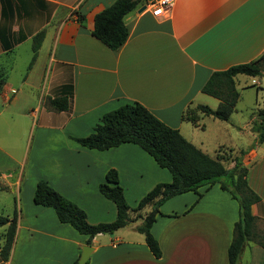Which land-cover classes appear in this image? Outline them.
<instances>
[{
  "label": "crops",
  "instance_id": "1",
  "mask_svg": "<svg viewBox=\"0 0 264 264\" xmlns=\"http://www.w3.org/2000/svg\"><path fill=\"white\" fill-rule=\"evenodd\" d=\"M114 1L0 0V70L5 74L0 88V213L18 214L10 257L0 264L14 259L20 264H74L86 244L93 247L86 264H229L239 204L218 182L163 202L151 227L162 249L159 258L136 229L143 219L137 212L124 227L98 233L88 243V235L61 222L52 207L34 202L37 183L45 180L83 208L90 223L111 222L117 206L99 190L109 169L118 171L131 207L157 183L170 182L171 172L138 144L99 150L75 140L92 133L106 112L138 101L212 156L221 147L234 154L246 151L247 181L260 196L252 213L264 235V141L258 140L255 126L249 143L237 148L222 135L230 133L222 125L226 122L242 133L259 120L264 107L256 100L246 124L233 122L243 100L238 90L229 120L203 113L196 123L183 118L188 107L219 105L218 98L202 91L214 71L263 55L264 0H176L161 16L141 11L140 3L125 15L129 34L117 50L92 33L96 13ZM41 31V45L29 66L34 36ZM254 77L260 79L253 78L250 85H256L259 95L264 67ZM64 95L68 109L48 104ZM209 130L215 134L209 136ZM239 264H264V246L247 241Z\"/></svg>",
  "mask_w": 264,
  "mask_h": 264
},
{
  "label": "trees",
  "instance_id": "2",
  "mask_svg": "<svg viewBox=\"0 0 264 264\" xmlns=\"http://www.w3.org/2000/svg\"><path fill=\"white\" fill-rule=\"evenodd\" d=\"M144 0H115L111 5L96 13L93 35L111 49H119L127 40L129 31L125 23V15ZM44 33L34 36L32 65L41 45ZM264 53L250 62L232 65L224 70L214 71L202 87V91L220 100L216 109L205 104L188 107L183 114L184 119L196 123L200 113L212 115L221 120H229L235 111L239 99L235 76L238 74L260 75ZM5 82V74L0 70V88ZM48 104L57 110L69 107L67 96L50 98ZM256 130L258 140L264 141V108L258 113ZM75 140L88 148L105 150L122 143L132 142L147 151L157 163L167 168L172 174L170 182H159L148 191L134 207L126 200L124 188L119 183V173L109 169L106 180L99 185V190L107 198L115 202L117 217L111 222L90 223L86 211L77 203L54 189L47 181L37 183L34 202L52 207L61 222L69 223L78 232L88 235V243L98 233L114 232L133 221L132 212L139 213L143 219L136 229L145 234V240L159 258L162 249L151 232V227L160 213V206L174 195L190 190L197 191L203 185L211 186L219 183L239 204V218L234 224L233 237L228 248L229 264H239L241 254L247 241L253 240L264 246V235L258 231L259 218L252 213V205L260 200V196L248 184V167L244 164L245 150L234 154L232 149L220 148L212 156L188 140L177 128H173L158 118L151 110L138 101L127 102L116 109L106 112L87 136L75 137ZM228 150V155L226 154ZM233 152V155H232ZM232 158L234 165L227 167L226 159ZM201 196V193H199ZM150 206L146 213L141 211ZM17 214L9 217L0 213V226H6L0 245V263L9 259L15 242L18 226ZM76 264V262L74 263Z\"/></svg>",
  "mask_w": 264,
  "mask_h": 264
},
{
  "label": "rangeland",
  "instance_id": "3",
  "mask_svg": "<svg viewBox=\"0 0 264 264\" xmlns=\"http://www.w3.org/2000/svg\"><path fill=\"white\" fill-rule=\"evenodd\" d=\"M262 65L264 67V61H263ZM253 78L260 79V77H254V76L245 75V74L238 75V77H237L238 81H237L236 87L238 90H240L243 93L242 94L243 100H241V102H239V104L237 106L238 112H234V114H233V117H232L233 122L240 121L241 123H243V125L246 124L248 119L251 118L253 115V112H254L255 107H256V102H255L256 100H258V103H260L261 107H264V91L260 92L259 95L256 94V89H257L256 85H254V84L250 85V80H252ZM242 86H243V88H242ZM213 101H214L213 103H215V104L217 103V100H213ZM241 110H243V111H241ZM220 121H221V119H220ZM257 121L258 120H256L250 126H246L243 129L244 131L242 133L237 131V129L231 128L229 123L226 122L222 125H224V126L226 125V127L228 128L230 133L226 132L225 134H222V135H223V137H227L228 139H231V144H233L234 147L236 146V148L238 145L239 146H243L244 144L247 145L251 139V135L253 134V132H255L253 127L257 126ZM219 123H223V122H219ZM257 132L259 135V131H257ZM213 134H215V132L213 130H209L208 135L211 136ZM228 150L225 151L227 155H228V152H227ZM232 155H233V152H232ZM225 165L227 167H232L234 165V161H232V158L226 159ZM174 201H175V199L169 200L166 203V206H164L165 209L167 207L169 208L170 206H172ZM130 204H132V203H130ZM4 230H5V226H2V227L0 226V244L4 240V237L2 236V233L4 232ZM9 264H20V262H19V260L14 259V261L10 262ZM23 264H35V263H32V261L29 260V262H25Z\"/></svg>",
  "mask_w": 264,
  "mask_h": 264
},
{
  "label": "built area",
  "instance_id": "4",
  "mask_svg": "<svg viewBox=\"0 0 264 264\" xmlns=\"http://www.w3.org/2000/svg\"><path fill=\"white\" fill-rule=\"evenodd\" d=\"M176 0H144V10L150 11L155 16L166 15L171 11Z\"/></svg>",
  "mask_w": 264,
  "mask_h": 264
},
{
  "label": "water",
  "instance_id": "5",
  "mask_svg": "<svg viewBox=\"0 0 264 264\" xmlns=\"http://www.w3.org/2000/svg\"><path fill=\"white\" fill-rule=\"evenodd\" d=\"M145 6L143 5L140 10H144ZM93 250V247L89 244H86L82 247V251H81V254L77 260V263L76 264H86L89 257H90V254H91V251Z\"/></svg>",
  "mask_w": 264,
  "mask_h": 264
}]
</instances>
